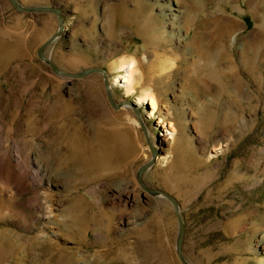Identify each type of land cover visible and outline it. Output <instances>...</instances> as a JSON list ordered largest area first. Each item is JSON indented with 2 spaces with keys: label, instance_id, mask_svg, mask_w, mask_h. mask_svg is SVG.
<instances>
[{
  "label": "rangeland",
  "instance_id": "rangeland-1",
  "mask_svg": "<svg viewBox=\"0 0 264 264\" xmlns=\"http://www.w3.org/2000/svg\"><path fill=\"white\" fill-rule=\"evenodd\" d=\"M17 1L64 13L44 51L58 69H105L115 103L155 97L138 105L158 150L142 182L178 202L188 263L264 264V0ZM57 28L0 0V264H181L170 203L136 181L151 156L132 109L101 74L37 57Z\"/></svg>",
  "mask_w": 264,
  "mask_h": 264
},
{
  "label": "water",
  "instance_id": "water-1",
  "mask_svg": "<svg viewBox=\"0 0 264 264\" xmlns=\"http://www.w3.org/2000/svg\"><path fill=\"white\" fill-rule=\"evenodd\" d=\"M9 2L14 7V9L17 10L19 13L49 12V13L54 14L57 17L58 28H57L56 32L52 36H50L37 50V57L39 58V60H41L42 62L47 64L49 66L50 70L54 74H56L58 76H62V77L75 78V79L76 78H82V77H85V76H87L89 74H93V73L101 74L102 78H103L104 87H105L106 97H107L108 103L111 105V107L115 110L123 108V107H126V108L129 107L132 109L134 116L138 122V125L140 126V128L144 134L146 144H147V147L149 149L150 156H151V158L148 162H146L145 164H143L142 166H140L138 168L137 173H136V181L150 195H152L154 197L161 196L163 199H165L167 202L170 203L172 210H173V213H174V216L176 218L177 227H178L176 243H175L176 256H177V258L181 264H190L184 258V255L182 252L185 227H184V222H183V219H182V216L180 213V207H179L178 202L176 201L175 198H173L169 194H166V193L158 191V190L146 188L142 182V174L144 172H146L150 167H152V165L156 162V158L158 156V150L156 147H154L152 145V143L149 140L146 127H145L143 119L141 118L140 113H139V109H138L139 106L136 105L133 100L122 101L119 103L114 102V98H113V94H112V84H111V81H110L108 74H107L105 69H103V68H88L85 70H81L80 72H77V73H67V72H63L60 69H58L55 66V64L51 61V59L45 56V54H44L45 49L50 44H52L55 40H57L65 30L64 13L62 12V10L60 8H58V7H24V6L20 5V3L17 0H9Z\"/></svg>",
  "mask_w": 264,
  "mask_h": 264
},
{
  "label": "bare ground",
  "instance_id": "bare-ground-1",
  "mask_svg": "<svg viewBox=\"0 0 264 264\" xmlns=\"http://www.w3.org/2000/svg\"><path fill=\"white\" fill-rule=\"evenodd\" d=\"M148 30V29H147ZM189 30V29H188ZM147 32V31H146ZM151 32V31H150ZM148 33V32H147ZM233 41V40H232ZM191 47V46H190ZM195 51V50H194ZM192 50H188V54L191 57L192 62L196 63L199 61V54L197 55L195 52ZM215 55V54H214ZM217 55V54H216ZM180 56V55H179ZM167 57V56H166ZM168 58V57H167ZM226 58V57H225ZM126 59V58H125ZM131 59V58H130ZM121 60L122 62L119 64V68L120 70L123 72V74L120 77H117L114 82L113 85L115 86H120L123 87L124 89V93L125 95H129L131 93H133V76H134V72H136V68H135V62L133 60ZM215 59V58H214ZM227 60V59H226ZM228 63V62H227ZM137 64V63H136ZM175 64V63H174ZM176 65V64H175ZM194 65V64H193ZM173 67V61L171 59H158V61L154 64L151 65V70L155 69L158 73H163L167 70H170ZM150 69V68H149ZM154 71V70H153ZM155 72V71H154ZM156 73V72H155ZM139 79V78H138ZM136 82V81H135ZM138 83V82H137ZM147 90V89H146ZM149 91H147L146 93H148ZM135 104L137 105H143V104H147L150 105L151 107V115H153V110H155L157 107V101L155 99V97L152 94H144V95H139L135 98L134 100ZM101 155V154H100ZM162 159V157H158V160ZM161 197V196H160ZM134 202L133 199L128 198L126 200V205L127 204H132ZM2 235V234H1ZM3 238V237H2ZM4 239V238H3ZM1 242V241H0ZM4 242V241H3ZM5 247V246H4Z\"/></svg>",
  "mask_w": 264,
  "mask_h": 264
}]
</instances>
